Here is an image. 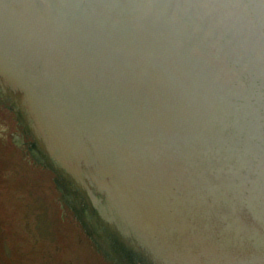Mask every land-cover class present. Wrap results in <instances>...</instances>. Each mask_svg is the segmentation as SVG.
<instances>
[{
    "label": "rangeland",
    "instance_id": "obj_1",
    "mask_svg": "<svg viewBox=\"0 0 264 264\" xmlns=\"http://www.w3.org/2000/svg\"><path fill=\"white\" fill-rule=\"evenodd\" d=\"M58 1L0 0V72L15 80L9 74L14 69L3 68L10 61L18 71L33 73V86L27 87L34 98L29 101L50 143L79 158L97 152L101 163L95 168L107 175L112 165L105 128H83L58 100L51 109L44 94L50 87L43 78L112 85L132 108V125L146 128L140 142L127 130L124 137L134 142L117 148L118 157L137 161L143 171L136 174L148 175L163 196L146 192L142 179L134 181L137 189L125 186V192L146 210L162 207L158 216L169 214L168 224L176 221L178 229L202 222L247 240L264 231V161L258 156L243 167L209 140L222 96L228 106L245 102L255 113L253 139L261 150L254 152L264 154V0H160L159 9L158 0H136V10L121 15L102 0L82 19L75 16L70 31L53 12L51 3ZM159 16L168 20L160 29L150 22ZM113 21L124 22L125 33L111 35ZM7 28L9 34L2 36ZM21 133L13 116L2 110L0 160L61 200L49 172L13 145ZM133 143L141 146L138 159L130 153ZM209 230L198 229L195 241L209 246L204 241L214 237ZM249 257L246 262L254 258Z\"/></svg>",
    "mask_w": 264,
    "mask_h": 264
},
{
    "label": "water",
    "instance_id": "obj_2",
    "mask_svg": "<svg viewBox=\"0 0 264 264\" xmlns=\"http://www.w3.org/2000/svg\"><path fill=\"white\" fill-rule=\"evenodd\" d=\"M101 3L102 0H60L57 3L52 2L51 5L53 6L54 14L58 13V21L60 24L65 26L67 31H70V23L75 16H78L76 19H82L88 12L91 13L92 6H96ZM103 5L105 7L109 6L110 10L117 15H121L124 11H134L137 8L136 0H126L124 4L117 3L113 0H103ZM162 5L163 2L160 0L155 3V7L158 9ZM150 22L155 24V28L157 27L158 29L163 26H167L166 24H168V20L160 16L158 19H151ZM9 25L12 26L13 24L9 23ZM113 25H111L110 29L111 35L125 33L126 27L124 22L116 23L113 21ZM9 32V28H7L3 30L1 35H8ZM65 37L69 36L65 35ZM14 53L15 52L12 54ZM8 63L5 65L3 64V68L14 69V73L12 74L10 72L9 74L14 76L13 78L15 79V82L23 87V90L28 95V99L30 98L32 101L34 96L32 91L27 86H29L30 83L33 84V80L35 81L33 73L18 71L16 63H10V61H8ZM45 72L47 75L49 74L48 70ZM43 79L44 83L50 87V91H46L44 94L46 100L51 102L49 105L51 109L56 107L54 103H56L55 100H58L62 103L63 111L65 110L66 115L69 111H72L73 115L76 117L77 121H80V125L83 128H88L90 125L92 126L96 124L100 125L101 130L105 128L103 133L107 134V139L110 144V150L106 154L109 156L108 162L112 165L107 175L104 176L103 172H100L101 170L99 168L96 170L95 167L101 163V160H97L99 159L97 157L98 153L95 151L92 155L82 157L80 160H75L74 157L73 159L74 163H78L80 161L83 162L85 166H91L94 168L96 176L99 180H101L100 183L103 184V189L107 196H110V198H113L111 197L112 195L120 197L129 196L131 194L125 192V186H133L134 189H137L136 187H138L139 184H135L134 181L141 179L145 180L142 185L144 184L145 187H148L146 192H150L151 194H155L157 196H163L162 193L159 192L160 189L157 186H153V184L149 182L151 181V178L148 175L142 174V172L136 174V172L141 170L143 171V169H141L142 166L137 165V161L123 162L118 157L117 148L123 147L122 145L127 144V141L134 142L132 137H130V139H126L124 137L127 130L128 132L131 130L132 133L129 134L132 136L134 135V138H136L135 140L140 142L146 128L141 127V129L132 125L131 121L134 119V114L131 113L132 108L122 101V97L116 88L112 85L105 86L104 84H100L99 81L97 83H88L78 80V82L74 84H69L56 78H50V80L45 78ZM85 84H88L89 86ZM33 91H35V89ZM215 97L216 95L213 98ZM224 97L227 98L226 96ZM218 101L221 105V113L219 115V122L214 123L215 130L209 137L210 144H217L221 148L222 152L232 157L233 163L240 164L243 167L249 166L248 164L255 161L258 156H260L259 160L263 162L264 154L254 152L256 150H261L260 147L254 144L255 141L253 139L255 113L250 110L245 102L235 104L234 106H228L222 96L218 97ZM178 142L179 139L175 141L174 145L176 146ZM129 147L131 155H135L133 158L138 159V150L141 146L133 143L130 144ZM103 176L107 178L109 182H106ZM20 191L22 193H20ZM28 193L31 194V198H27L26 194ZM39 198L46 202L48 217L55 224L53 231L57 235L59 234L58 241L55 246L62 249V254L61 256L55 257V259L58 260L55 264H112V262L104 260L102 256L94 252L88 240L85 238L82 229L72 217L71 212L64 205L58 202V200L51 196L32 178L0 160V228L5 230V235L7 236L11 233H15L19 236L18 241L10 240V242L13 241L11 243V247L16 248L21 252V256L17 257L16 261L23 264L47 263V260L41 258H43V254L46 251H53V247L45 244L44 242L38 244L37 247L39 250L36 247V250L32 251L31 248L34 247L32 242H28L25 239L22 240L21 238L25 235L23 227L26 223L28 224V221L23 222L24 219H21L23 216H28L24 207L36 204ZM22 199H25V203L20 201ZM262 211H264V209ZM168 217L169 214H166V221H169L170 217ZM186 217L189 218L188 216ZM5 223L9 225V228L5 229ZM173 223L175 225L178 224L176 221ZM166 224L167 230L169 232H173V227L169 226L168 223ZM204 228L207 229V231L211 228L209 231H214V236L215 233L218 232L217 235H221L220 237L223 243H236L233 239V235L237 234L235 231H233L234 233L231 235H226L224 233L226 231H218L219 229L209 227L202 222L197 224L193 221L189 225L183 227V230L177 228L174 229V231L181 235L185 240H195L199 235H196L197 230ZM261 233L264 234V231H261ZM228 236H232V239L226 238ZM236 236H238L240 241L244 243L246 237H242L241 235ZM78 240H80L81 243H78ZM204 241L210 245L212 240L210 241L206 238ZM214 241H216V239H214ZM15 242H18L19 244ZM195 243L200 244L196 241ZM212 243L214 242L212 241ZM26 254L28 257L22 256Z\"/></svg>",
    "mask_w": 264,
    "mask_h": 264
},
{
    "label": "flooded vegetation",
    "instance_id": "obj_3",
    "mask_svg": "<svg viewBox=\"0 0 264 264\" xmlns=\"http://www.w3.org/2000/svg\"><path fill=\"white\" fill-rule=\"evenodd\" d=\"M2 110L12 115L22 130L20 138H13V145L30 155L36 165L53 177L51 180L53 189L56 194L63 196L61 200L57 199L58 202L68 207L96 254L112 264L183 263L188 250L171 251L177 243L176 237L170 236L167 242L163 241L162 235L159 236L156 231L154 234L148 231L140 232L134 227V220L125 212L126 210L122 211L103 192L95 173L91 176L86 168L67 165L61 148L53 146L49 136L36 129L39 125L33 112L25 103L24 94L13 87L0 73V113ZM47 190L50 191L51 196L54 195L50 188ZM66 192H69L68 196H70L67 201ZM26 195L27 198H31L30 193ZM20 201L25 203V199ZM24 208L28 216H23L21 219H24L23 222L28 221V224L26 223L23 227L25 235L21 237L22 240L32 242L34 246L31 248L32 251H35L38 244L42 242L52 246L53 251H46L41 259L48 261L42 264H55L58 261L55 257L61 256L62 249L55 246L59 234L53 231L55 224L48 217L46 202L39 198L36 204ZM7 228L9 225L5 223V229ZM10 240L18 241L19 236L15 233L7 236L5 230L0 228V264H23L16 261L17 257L21 256V252L11 247L13 241L10 242ZM78 243L81 241L78 240ZM168 243L171 250L163 248ZM22 256L28 257L27 254Z\"/></svg>",
    "mask_w": 264,
    "mask_h": 264
},
{
    "label": "bare ground",
    "instance_id": "obj_4",
    "mask_svg": "<svg viewBox=\"0 0 264 264\" xmlns=\"http://www.w3.org/2000/svg\"><path fill=\"white\" fill-rule=\"evenodd\" d=\"M24 100H25V103H26V99H25V98H24ZM29 107H30V106H29ZM35 128H36V127H35ZM36 129L43 133L42 126H41L40 123H39L38 128H36ZM49 145L51 146V144H49ZM262 242H264V241H262ZM262 242H260V243H262ZM190 263H191V264H199L200 261H198V262H193V258H191V256H190L189 264H190Z\"/></svg>",
    "mask_w": 264,
    "mask_h": 264
}]
</instances>
